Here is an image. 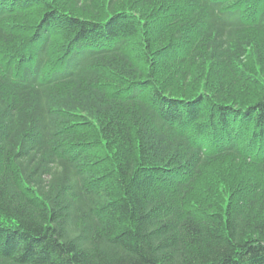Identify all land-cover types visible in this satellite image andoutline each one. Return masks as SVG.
Wrapping results in <instances>:
<instances>
[{
  "label": "trees",
  "instance_id": "1",
  "mask_svg": "<svg viewBox=\"0 0 264 264\" xmlns=\"http://www.w3.org/2000/svg\"><path fill=\"white\" fill-rule=\"evenodd\" d=\"M263 175L264 0H0V264H264Z\"/></svg>",
  "mask_w": 264,
  "mask_h": 264
},
{
  "label": "rangeland",
  "instance_id": "2",
  "mask_svg": "<svg viewBox=\"0 0 264 264\" xmlns=\"http://www.w3.org/2000/svg\"><path fill=\"white\" fill-rule=\"evenodd\" d=\"M245 60L248 66H245L246 70L244 72L250 71L253 73L255 67H257L259 63H257L253 57L250 58L249 56L246 57ZM230 99H236L235 103L238 104L243 103L244 95H238L234 98L230 97ZM209 163H207L205 169L202 170V173L198 176L195 183V191L197 190L199 194L204 196H209L211 188L215 186L218 187L220 191H230L242 182V178L247 177V173L250 174L249 168H247L243 162L238 161L235 163L230 157L219 158ZM189 197L193 200L191 202L195 204V198L198 197V193L190 194Z\"/></svg>",
  "mask_w": 264,
  "mask_h": 264
}]
</instances>
